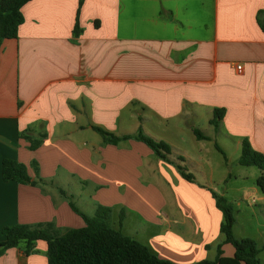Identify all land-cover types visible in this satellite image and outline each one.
Returning a JSON list of instances; mask_svg holds the SVG:
<instances>
[{
	"label": "crops",
	"instance_id": "obj_1",
	"mask_svg": "<svg viewBox=\"0 0 264 264\" xmlns=\"http://www.w3.org/2000/svg\"><path fill=\"white\" fill-rule=\"evenodd\" d=\"M80 1L31 0L18 38L2 44L0 239L8 226L84 227L73 202L89 217L110 208L113 228L162 260L213 261L219 245L233 256L213 192L236 202L237 216L253 197L252 221L264 217V195L256 167L253 186L229 198L227 183L238 178L219 139L232 143L238 165L245 138L264 154V32L257 19L264 0H83L81 8ZM77 18L82 34L75 40ZM215 109L226 110L219 127L210 123ZM95 127L119 137L142 131L166 143L196 181L143 142L106 144ZM4 159L23 164L32 180L36 162L50 184L4 181ZM261 222L238 234L236 218L234 233L257 242L263 264ZM47 250L45 241L29 255L11 248L0 264H48Z\"/></svg>",
	"mask_w": 264,
	"mask_h": 264
},
{
	"label": "trees",
	"instance_id": "obj_2",
	"mask_svg": "<svg viewBox=\"0 0 264 264\" xmlns=\"http://www.w3.org/2000/svg\"><path fill=\"white\" fill-rule=\"evenodd\" d=\"M31 0H0V52L5 40L17 39L19 29L24 22L23 7ZM83 0L80 1V8ZM258 24L264 32V10L258 12ZM82 29L77 18L74 28V39H78ZM226 110L215 109L211 124L219 127ZM106 144L117 145L122 140L134 139L147 145L155 155L171 164H174L180 174L188 181L195 182V177L188 173L186 167L173 161L171 147L162 141H156L143 135L142 131L135 136L119 137L101 127H95ZM196 137L208 140L198 129H194ZM177 161L184 162L182 157ZM240 164L247 167H257L261 171L257 179V186L264 195V154L255 150L248 139L242 141ZM37 179L32 180L27 174L26 167L16 160L4 159L2 177L4 181H15L19 184L44 186L50 183L39 177L37 163H32ZM64 198L67 194L60 189ZM217 208L223 213V222L220 231L224 235V244L234 249L233 256H225L223 245L217 249L215 260H202L195 264H262L261 249L252 238L239 239L234 233L236 217L232 204L223 196L213 192ZM72 210L83 218L85 226L77 229L60 231L53 223L35 225L8 226L2 230L0 239V257L11 248H22L26 255L35 252L38 241H45L48 245V264H174L171 261L160 259L144 244L123 235L109 225L111 209L99 207L95 216L89 217L80 211L73 202H69Z\"/></svg>",
	"mask_w": 264,
	"mask_h": 264
},
{
	"label": "rangeland",
	"instance_id": "obj_3",
	"mask_svg": "<svg viewBox=\"0 0 264 264\" xmlns=\"http://www.w3.org/2000/svg\"><path fill=\"white\" fill-rule=\"evenodd\" d=\"M223 149L226 150V153L228 155L229 159V170L233 174L234 177L238 178L237 180H231L229 183H227L228 188L231 190V194L229 195V198L232 200L233 195H237L236 189L239 188H251L253 186L254 182V176L258 173V169L256 167H243L241 165H238L237 163V152L235 151L234 147H229L232 143H228L224 139H219ZM215 158H214V163H212L215 166L216 171L218 172L220 170V167L218 166L221 161V156L218 154V152H215ZM220 188L218 187V190ZM253 197L247 199L246 201H243L242 208H240V214L238 215V206L236 202L232 201V206L234 208V215L238 220V226H237V233L240 234L243 231L245 232H255L256 229V223L262 221L261 223L264 224V217L263 215L258 216L259 220L252 221L250 219V208L248 207V204L251 205ZM253 204V203H252ZM257 206L259 205V202H256ZM78 205L81 207V209L85 210L88 214L90 213V209L85 207L83 203H78ZM253 207V206H252ZM263 209V208H262ZM259 211L258 213H261L263 210ZM258 211V208L257 210ZM253 212V211H252ZM113 220H109V225L113 227L114 225L112 224ZM262 261L264 264V252L262 254Z\"/></svg>",
	"mask_w": 264,
	"mask_h": 264
},
{
	"label": "built area",
	"instance_id": "obj_4",
	"mask_svg": "<svg viewBox=\"0 0 264 264\" xmlns=\"http://www.w3.org/2000/svg\"><path fill=\"white\" fill-rule=\"evenodd\" d=\"M237 71H238L239 73H241V72H242V67H241V66H237Z\"/></svg>",
	"mask_w": 264,
	"mask_h": 264
}]
</instances>
